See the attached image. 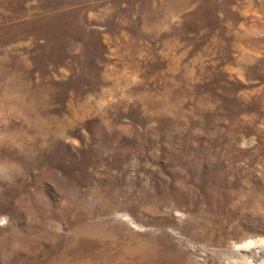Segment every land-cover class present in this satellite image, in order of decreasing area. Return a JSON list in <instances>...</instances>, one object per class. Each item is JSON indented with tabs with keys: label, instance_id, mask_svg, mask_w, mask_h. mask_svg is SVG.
Returning <instances> with one entry per match:
<instances>
[{
	"label": "rangeland",
	"instance_id": "rangeland-1",
	"mask_svg": "<svg viewBox=\"0 0 264 264\" xmlns=\"http://www.w3.org/2000/svg\"><path fill=\"white\" fill-rule=\"evenodd\" d=\"M0 264H264V0H0Z\"/></svg>",
	"mask_w": 264,
	"mask_h": 264
},
{
	"label": "snow or ice",
	"instance_id": "snow-or-ice-1",
	"mask_svg": "<svg viewBox=\"0 0 264 264\" xmlns=\"http://www.w3.org/2000/svg\"><path fill=\"white\" fill-rule=\"evenodd\" d=\"M0 222H2V221H0Z\"/></svg>",
	"mask_w": 264,
	"mask_h": 264
}]
</instances>
